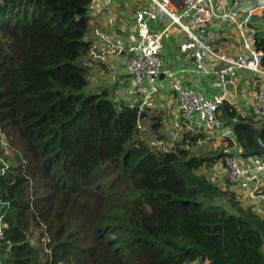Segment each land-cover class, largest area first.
Returning a JSON list of instances; mask_svg holds the SVG:
<instances>
[{
	"label": "trees",
	"instance_id": "trees-1",
	"mask_svg": "<svg viewBox=\"0 0 264 264\" xmlns=\"http://www.w3.org/2000/svg\"><path fill=\"white\" fill-rule=\"evenodd\" d=\"M90 3L0 0V136L16 158L0 160V264H264V216L202 172L223 153L192 152L201 130L165 148L151 126L152 145L146 110L89 90ZM218 108L255 155L264 113Z\"/></svg>",
	"mask_w": 264,
	"mask_h": 264
},
{
	"label": "built area",
	"instance_id": "built-area-1",
	"mask_svg": "<svg viewBox=\"0 0 264 264\" xmlns=\"http://www.w3.org/2000/svg\"><path fill=\"white\" fill-rule=\"evenodd\" d=\"M98 0H91V5ZM243 0H148V5L134 14L136 36L127 46L128 72L136 89H143L146 95L158 91V79L164 78L175 93L177 109L182 121H194L200 130L218 134L221 139L228 138L235 144L231 125L222 123L217 116L219 105L227 102L226 85L235 77L237 70H245L263 80L258 84L252 101L251 112L255 115L264 113V68L261 65L263 51L257 47V18L264 11L255 12L242 9ZM167 17L171 25L186 34L193 45L192 67L189 72L206 75L215 73L224 91L212 95L198 92L181 77V69L165 67L160 54L164 43L162 32L151 28L150 22ZM227 28H233L239 39V49L226 53L214 47L215 40L227 36ZM209 62L214 64L209 66ZM121 89L115 90L110 99L118 102ZM231 110V109H230ZM236 117L230 118L234 123ZM158 142V141H157ZM221 150L223 156L218 160L219 169L225 181L229 182L241 197L261 196L264 184V158L257 162L246 163L239 154L230 151L228 140ZM158 144H161L159 141ZM5 224L0 218V238ZM46 242L47 238L42 237ZM49 252V249H46Z\"/></svg>",
	"mask_w": 264,
	"mask_h": 264
},
{
	"label": "crops",
	"instance_id": "crops-1",
	"mask_svg": "<svg viewBox=\"0 0 264 264\" xmlns=\"http://www.w3.org/2000/svg\"><path fill=\"white\" fill-rule=\"evenodd\" d=\"M116 1L120 0H98L90 5V30L87 33L86 40L90 41L92 46L89 51L84 54L80 60L82 63L89 66L88 88L90 91L107 89L110 95L118 88L122 90L119 93L118 102L123 101L129 104H139L141 109L146 110L149 114L141 119V121L152 122L156 120L157 125L152 127L167 128L173 136L174 130L179 132L180 139L184 133L190 132L195 134L200 131L197 125V118L194 121H182L177 109V101L175 93L171 90L164 78L158 79V91L154 94L146 95L143 89H136L128 72V53L127 46L134 40L136 36V21L131 9L118 7ZM132 2L134 0H131ZM130 1V2H131ZM247 1V0H246ZM244 2L242 9L244 8ZM148 5V0L145 6ZM151 28L155 31L162 32L164 46L160 52L165 67L181 69V77L198 92L205 95L222 93L224 91L221 82L217 79L215 73L201 75L198 73L189 72L192 67V49L191 41L186 37V34L180 31L177 26L170 24V19L163 17L150 22ZM233 28H227V31H232ZM225 36V35H224ZM220 36L221 40L231 42L230 46L236 52L239 49V39L230 41L227 36ZM216 40L214 47L217 48ZM218 49V48H217ZM229 53V54H232ZM213 66L212 62L208 63ZM255 76L245 70H237L235 77L226 85L228 97L232 101V106L236 112L244 117L251 113L252 101L257 89ZM217 116L226 124L225 118L221 117V109L218 108ZM155 122V123H156ZM145 126V125H144ZM204 133V136L197 142L193 143L190 148L197 155L218 154L226 145L218 134ZM215 139V140H214ZM215 141L219 148L218 152L208 154L201 150L194 152L197 146L206 147L208 144ZM214 144V145H215ZM213 145V144H212ZM232 152H241V148L236 144L229 148ZM247 163L257 162L262 157L258 155L247 156ZM217 164V163H216ZM213 164L210 169L213 170L217 179H222V174L219 167ZM214 182H219L222 186L224 181L212 178ZM224 186V185H223ZM235 190L233 186H230ZM260 192L264 194V184L260 188ZM243 206L252 208L257 214L264 216V197L248 195L246 192L239 198Z\"/></svg>",
	"mask_w": 264,
	"mask_h": 264
},
{
	"label": "rangeland",
	"instance_id": "rangeland-1",
	"mask_svg": "<svg viewBox=\"0 0 264 264\" xmlns=\"http://www.w3.org/2000/svg\"><path fill=\"white\" fill-rule=\"evenodd\" d=\"M131 0H120L119 2L116 1V3L119 5L118 7L124 8L126 9H131V13H135L138 9L142 8L145 6V2L146 0H134L133 2ZM261 7H264V0H245L244 2V8L245 10L251 9L255 12H261ZM263 13L260 15V17H258L256 20L258 22V36L259 37H264V11H262ZM236 37H238L237 32L233 29L232 31L227 33V38L233 42V40L236 39ZM216 44H217V48L219 50H222L226 53H232L234 51V49L231 48L230 44L231 42H226L221 40V38H218L216 40ZM99 90V88H98ZM156 122V120H153L152 122H144L141 121V131L144 133V136L148 139L149 143L152 145H157L158 144V140L160 137L155 136V134L153 133V130H151V126L152 124H154ZM145 125V126H144ZM169 130L167 128H160L159 129V135L165 134V139L162 141L163 142V146L166 148H169L172 146V144H177L180 143L182 139H180L179 137V132H181V130H174V128L172 129V132H174V136L168 132ZM158 141H156V140ZM215 140V139H214ZM210 141V140H209ZM211 144H208L206 147H201V146H197L196 149L194 150V152H197L199 150L203 151V152H208V148L210 147L211 150L209 151L208 154H213V153H217L219 148H215L218 145L215 144L214 142H211ZM213 144V145H212ZM215 144V145H214ZM157 146H161V145H157ZM237 155L239 154L238 152H235ZM6 157V159H5ZM3 160L4 164H6V166L11 165L13 163L16 162V158H14L13 153L10 152L9 148L6 145L5 139L3 136H0V160ZM8 159V160H7ZM243 160L244 162H248L247 158L243 156ZM217 163V164H216ZM216 166H219V163L216 162ZM211 167V166H210ZM210 167H203L201 170L202 172H204V174L206 176H208L211 180H213L212 178L215 177L216 180H221L224 181V184H222V186H226V184H229L227 181H225L224 179H217V176L214 174L215 172L213 170L210 169ZM217 184H220L219 182L216 181ZM232 186V185H230ZM234 186V185H233ZM235 187V186H234ZM238 197L240 198V196L238 195ZM203 201L207 204H211L212 202L209 200H205L203 199ZM223 201V200H222ZM225 203V202H224ZM39 234V232H30L29 233V240H31L32 243H34L37 239V235Z\"/></svg>",
	"mask_w": 264,
	"mask_h": 264
},
{
	"label": "water",
	"instance_id": "water-1",
	"mask_svg": "<svg viewBox=\"0 0 264 264\" xmlns=\"http://www.w3.org/2000/svg\"><path fill=\"white\" fill-rule=\"evenodd\" d=\"M254 154L264 156V142L258 138V147L255 149Z\"/></svg>",
	"mask_w": 264,
	"mask_h": 264
},
{
	"label": "clouds",
	"instance_id": "clouds-1",
	"mask_svg": "<svg viewBox=\"0 0 264 264\" xmlns=\"http://www.w3.org/2000/svg\"><path fill=\"white\" fill-rule=\"evenodd\" d=\"M90 5H91V3H90ZM259 37V36H258ZM99 90H96V92H98ZM252 113V112H251ZM141 126V125H140ZM157 141V140H156ZM161 142V141H160ZM161 144H162V142H161ZM161 144H157V145H161ZM173 145V144H172ZM234 145H236V144H234ZM166 148V147H165ZM221 152V151H220ZM255 155H257V154H255ZM258 156H261L262 158H264V156H262V155H258ZM218 162V161H217ZM229 183V182H228ZM231 185V184H230ZM235 192L237 193V191L235 190ZM237 195H238V193H237Z\"/></svg>",
	"mask_w": 264,
	"mask_h": 264
}]
</instances>
